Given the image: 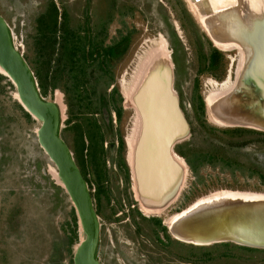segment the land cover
<instances>
[{"label":"rangeland","instance_id":"374dc122","mask_svg":"<svg viewBox=\"0 0 264 264\" xmlns=\"http://www.w3.org/2000/svg\"><path fill=\"white\" fill-rule=\"evenodd\" d=\"M188 2L0 0L11 40L32 71L50 50L57 58L62 50L82 57L66 65L72 69L43 96L57 104L60 97L59 133L92 196L102 264H264V248L231 241L194 245L172 238L165 227L169 216L216 191L264 193V132L207 117L206 95L235 81L239 51L216 48ZM52 5L56 23L47 14ZM50 26L51 47L42 36H50ZM162 37L172 62L171 86L188 125L189 134L175 144L187 141L180 146L187 170L173 202L145 215L127 163L135 109L121 84ZM16 94L0 73V264H73L83 233L55 165L37 141L40 122L23 112Z\"/></svg>","mask_w":264,"mask_h":264},{"label":"bare ground","instance_id":"6f19581e","mask_svg":"<svg viewBox=\"0 0 264 264\" xmlns=\"http://www.w3.org/2000/svg\"><path fill=\"white\" fill-rule=\"evenodd\" d=\"M188 1L216 47L238 50L241 49L239 43L245 47L242 52L239 50L237 77L244 73L256 77L255 73L262 71L258 68L262 53L253 56L254 63L249 53L254 47L258 25L263 22L264 0H231V4L209 0L212 12L206 15L198 7L201 0ZM154 44L138 59L132 79L121 84L126 103L135 109L132 130L126 139L127 163L135 198L145 215L159 213L168 202H173L187 170L184 159L169 150L167 143L173 131L179 136L185 133L181 111L178 112L175 105L176 93L171 86L172 62L167 41L162 37ZM0 73L6 76L1 67ZM234 83L209 90L205 101L209 121L221 126L261 128L256 123L258 119L249 116L252 114L250 98L234 88ZM56 101L60 104V97ZM247 106L249 109L245 108ZM60 109L63 110V106ZM165 225L173 237L193 243L229 240L264 247V193L216 191L172 214Z\"/></svg>","mask_w":264,"mask_h":264},{"label":"water","instance_id":"95a60500","mask_svg":"<svg viewBox=\"0 0 264 264\" xmlns=\"http://www.w3.org/2000/svg\"><path fill=\"white\" fill-rule=\"evenodd\" d=\"M207 1L209 0H201L198 5L200 12L203 15L210 14L212 12V8ZM221 1V4L232 3L231 0ZM262 23H264V18L263 22L261 21L258 25V31L253 43L254 47L249 53V59H251L253 63V56H256L258 53H262V57L260 58L261 62H258V64L261 66L258 68H260L262 71L259 73L257 72V75L255 73L256 77H253L250 74L246 75V73H244L243 75H238V77L236 75L234 81V88L239 89L242 94H246L250 98V104H252L250 105L252 108L250 112L252 114H250L249 116L256 117L258 119L256 122L257 125H261L262 127H251L247 125L236 124H234L233 126H245L264 132V29L262 27ZM241 44L242 43L238 44L241 48L238 49V51L240 50L242 52L243 48L245 49V47H241ZM253 52L255 54H252ZM0 67L6 73V76L10 79L15 87V91L19 100L17 102L30 116L39 120L40 123L35 130L37 141L46 155L49 157V159L54 163L56 174L61 183V186L67 193L76 213L78 223L83 233V238L79 240L74 247L71 257L72 263L102 264L96 255L99 230L98 217L93 207L92 196L86 184V181L72 157V153L69 149L68 144L59 133V106L54 100L46 99L43 95H41L37 86L36 77L32 69L22 56V53L13 44L11 40L10 30L2 15H0ZM243 67L245 66L243 65L242 68ZM175 105L178 112H180L181 110L178 107L177 99H175ZM245 108L249 109L248 106ZM179 114L182 118L183 123L185 124V133L179 136L176 131L172 130L173 132L170 131V133H172L167 140V143L170 144L169 150L174 153H176L173 148L174 145L177 142L183 140L189 134L188 125L185 118L183 117L182 112H180ZM166 230L169 233V229L167 227ZM169 234L171 235V233ZM172 238L194 245H206L215 242L229 241L215 240L208 243H193L173 236ZM237 244L258 247L245 243Z\"/></svg>","mask_w":264,"mask_h":264},{"label":"trees","instance_id":"16d2710c","mask_svg":"<svg viewBox=\"0 0 264 264\" xmlns=\"http://www.w3.org/2000/svg\"><path fill=\"white\" fill-rule=\"evenodd\" d=\"M47 14L52 15L51 19H53V21L51 23H56L55 16H54V15H56V7L54 5H52V7H49L47 9ZM52 30H53V27L50 26L49 27V33ZM51 33H50L49 37L46 36L45 34L42 35L44 37V39L46 40V41L44 40V42L45 43L47 42L48 46H50V47H51V44L54 42V39H53L54 38V34L53 33L51 34ZM70 48H72V47H70ZM66 50H71V49H66ZM212 51H215L216 53L219 52L216 48H213V47H212ZM69 52L71 54L69 56H66V55L69 54ZM62 55H63V57H59V58L53 57L52 56V50H50L48 55L44 58V60H42L40 65L35 67V69L33 70L34 75L36 77L37 86L39 88V91H40L41 95H44L45 93L48 92V90L50 91L51 89H53V88H55L57 86L56 78L61 73H63L64 71L68 72V70L70 71L72 69V67H67L66 65H68L70 63L73 64L77 60H79L78 58H82L81 56L76 55L75 51H73V50L67 51V53H65L62 50ZM211 59L213 60V57H211ZM54 63H55V65H54ZM209 66H212V61L211 60L209 61ZM77 87H78V84L76 85V88ZM77 100L78 101L80 100L79 97L77 98ZM198 102H199L198 108L202 112L201 102L200 101H198ZM22 110H23V112L26 115H28V113L24 109H22ZM115 111H116L117 114H119V107L115 108ZM79 142H80V147H79L78 151H79V154H81V149H83V141L80 140ZM186 144H187V141H184L183 143H178L177 145L174 146V151L181 157L182 156L184 157V151H182L180 149V146L181 145H186ZM90 151L91 150H88L87 153L90 154ZM81 174L83 176V172ZM73 219H75V217ZM158 223H159V220H157V224ZM160 227L162 228V230H165V227L163 225H161Z\"/></svg>","mask_w":264,"mask_h":264},{"label":"built area","instance_id":"2783aa9c","mask_svg":"<svg viewBox=\"0 0 264 264\" xmlns=\"http://www.w3.org/2000/svg\"><path fill=\"white\" fill-rule=\"evenodd\" d=\"M9 28V27H8ZM9 30H10V28H9ZM10 33H11V30H10Z\"/></svg>","mask_w":264,"mask_h":264}]
</instances>
